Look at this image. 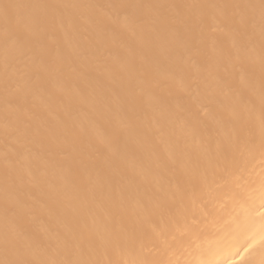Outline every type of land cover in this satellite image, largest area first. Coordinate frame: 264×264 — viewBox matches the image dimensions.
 Here are the masks:
<instances>
[{"label": "bare ground", "instance_id": "6f19581e", "mask_svg": "<svg viewBox=\"0 0 264 264\" xmlns=\"http://www.w3.org/2000/svg\"><path fill=\"white\" fill-rule=\"evenodd\" d=\"M0 264H264V0H0Z\"/></svg>", "mask_w": 264, "mask_h": 264}]
</instances>
